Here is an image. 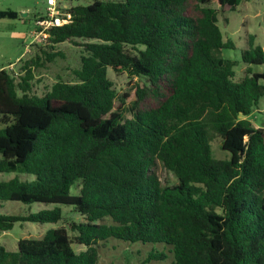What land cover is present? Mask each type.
Listing matches in <instances>:
<instances>
[{"label":"trees","instance_id":"16d2710c","mask_svg":"<svg viewBox=\"0 0 264 264\" xmlns=\"http://www.w3.org/2000/svg\"><path fill=\"white\" fill-rule=\"evenodd\" d=\"M244 1L76 5L70 22L42 41L84 47L76 83L58 80L38 95V54L22 76L0 70V174L35 176L0 181V203L55 205L0 213V232L56 224L60 205L83 219L22 239L13 251L0 244V264H101L100 245L111 240L150 248L147 262L264 264V128L248 119L264 98V72L253 68L264 65V49L248 36L245 75L237 79V62L222 57L235 44L218 25L219 9ZM4 18L18 14L0 11ZM42 53L46 62L57 56ZM109 69L146 81L132 106L127 95L116 105ZM215 138L227 159L213 156ZM157 161L177 184L163 186Z\"/></svg>","mask_w":264,"mask_h":264},{"label":"rangeland","instance_id":"374dc122","mask_svg":"<svg viewBox=\"0 0 264 264\" xmlns=\"http://www.w3.org/2000/svg\"><path fill=\"white\" fill-rule=\"evenodd\" d=\"M94 0H63L62 6L69 9L76 5H89ZM219 8L217 4L212 5ZM46 0H0V11H14L18 14L17 19H0V70L5 69L11 75H24L21 68L24 62L34 58L36 54L42 60L40 65L34 69L32 84L38 95L46 93L58 80L68 83H76L75 71L82 65V57L86 56L84 47L75 45L72 42L59 44L51 49L50 44L42 42L36 37V26L38 18L45 13ZM218 25L223 33L225 41L231 40L235 44L234 49H223L222 57L237 62L235 71L237 79L245 75L246 65L242 62V51L248 48V36H255V43L264 49V0H248L237 7L225 6L219 9ZM78 44H85L88 41H77ZM56 54L53 62H46V56L42 53ZM255 71L264 72V65L253 66ZM108 77L113 83L116 93V105L127 95L126 108L132 106L136 100L137 86L146 84L145 80L132 78L128 73L117 74L111 69L108 70ZM264 83V81H263ZM148 101V100H147ZM125 117L131 118L129 111ZM248 119L253 127L264 128V98L260 102L259 110H255ZM212 153L217 159H227L229 155L221 149L218 138L212 140ZM153 172L159 178L163 186L177 184L176 177L159 161L156 162ZM18 176L23 181H32L35 176L25 173H3L0 174V181H7ZM80 185H75L71 193L77 195ZM51 204L26 205L19 202L0 203V213L3 214H28L43 209H52ZM63 210V219L56 224L39 223H17L8 232H0V244L8 250H16L18 242L22 239H41L50 229L65 227L69 229L72 221H82V217L73 212L71 206L60 205ZM76 252L85 247L73 245ZM150 248L139 245H129L117 241L103 243L99 248V262L101 264H171V260L163 262H147V255Z\"/></svg>","mask_w":264,"mask_h":264},{"label":"built area","instance_id":"2783aa9c","mask_svg":"<svg viewBox=\"0 0 264 264\" xmlns=\"http://www.w3.org/2000/svg\"><path fill=\"white\" fill-rule=\"evenodd\" d=\"M63 0H46V10L37 20L36 37L47 40L49 31L67 25L71 20L68 9L62 6ZM70 9V8H69Z\"/></svg>","mask_w":264,"mask_h":264}]
</instances>
